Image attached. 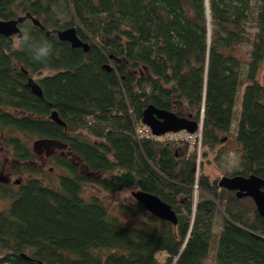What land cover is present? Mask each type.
<instances>
[{"label":"trees","instance_id":"obj_1","mask_svg":"<svg viewBox=\"0 0 264 264\" xmlns=\"http://www.w3.org/2000/svg\"><path fill=\"white\" fill-rule=\"evenodd\" d=\"M25 13L46 30L74 27L88 48L25 19L20 36L52 46L36 62L28 47L0 35L1 141L14 161L9 170L25 176L0 184V264H204L210 253L215 264H264L263 219L254 207L201 168L195 174L183 141L134 132L150 105L200 123L201 145L212 148L235 112L240 150L228 176L264 179V0H0V19ZM243 42L242 61L234 52ZM27 77L40 98L24 87ZM52 110L63 126L49 119ZM34 140L60 146L51 161L65 173L55 186L30 164ZM70 157L96 176L80 174ZM86 185L153 195L175 223L148 212L126 225L118 214L132 209L111 210Z\"/></svg>","mask_w":264,"mask_h":264},{"label":"rangeland","instance_id":"obj_2","mask_svg":"<svg viewBox=\"0 0 264 264\" xmlns=\"http://www.w3.org/2000/svg\"><path fill=\"white\" fill-rule=\"evenodd\" d=\"M16 35L13 36L15 38ZM249 46L243 42L239 45L236 49L234 54L238 56L242 61L246 59L247 52ZM244 68V64L241 65L240 71L242 72ZM240 72V74H241ZM46 73V72H43ZM240 79L242 76L240 75ZM233 106V109H235ZM236 125V114L231 119L230 129L229 132L220 134L219 137L222 139L217 142L212 148L209 147H202L200 142V154L197 156V160L195 161L194 172L195 174L198 173L200 168L202 169L203 175L207 178L208 181H217L223 176H228L229 173L235 168L236 161H237V154L238 149L240 150V146H237L234 137L232 136L233 128ZM1 133V131H0ZM0 134V161L2 163V168H10L14 161L11 159L10 156V148L6 146L1 141ZM33 144V145H32ZM30 146L33 159L30 164H32L33 168L38 171L37 176H39L42 180H44L48 185L55 186V179L58 174L65 173L64 170L57 167L52 161L51 157L54 155H59V145L55 141H48V140H34ZM187 151H191L187 148ZM196 157V154L194 152ZM70 160L74 163L77 171L80 174H85L90 177H95L96 174H92L89 172L85 166L77 160L75 157H70ZM50 168V169H49ZM49 169V170H48ZM48 171V172H47ZM0 176L7 177V179L12 182L15 179H19L18 176L8 175L7 170H4L0 173ZM25 176L22 175L21 179ZM135 189L133 187H125L121 190L114 191V192H107L99 187L93 185H86L85 191L90 194L97 195L111 210L115 211V206L118 203H124L125 205L129 206L132 211L125 213V214H118L120 221L126 225H139L143 222L147 215L149 214L147 210L136 208V200L132 196V191ZM197 189L195 184L192 185V198L195 201L197 197ZM226 193L224 192L223 195ZM241 204L244 208L252 209L253 203L248 197H243L241 200ZM6 202L0 199V209L4 208ZM219 209V208H217ZM219 216L214 217V224H212V234L214 235L218 232V223H219ZM214 245V241H212V246ZM211 249V251H213ZM204 264H215L213 260L212 253L208 254L205 258Z\"/></svg>","mask_w":264,"mask_h":264},{"label":"water","instance_id":"obj_3","mask_svg":"<svg viewBox=\"0 0 264 264\" xmlns=\"http://www.w3.org/2000/svg\"><path fill=\"white\" fill-rule=\"evenodd\" d=\"M25 19H28L31 24L38 26L40 29L45 30V34H55L59 41L67 42L70 47H80L83 51H86L88 48V44L82 42L78 38L74 27L46 30L38 20L29 13L19 15L12 19H0V35L4 37H9L14 34L20 36L19 25ZM105 67L106 69H109L108 66ZM24 87H26L34 96L41 97L40 87L33 78L27 77ZM49 119L55 124L64 125V123L57 117L54 110L49 112ZM140 121L150 129L153 135H162L166 132H176L180 130H185L191 133L197 126L196 121L189 119V117L178 116L170 111L155 109L150 105L142 111ZM217 184L225 190L234 191L235 196L238 198H250L256 213L263 219L264 229V179L255 175L223 176L217 180ZM131 194L136 202L142 205L145 210L151 214L167 220L172 224L175 223L174 211L168 205L161 202L157 197L141 190L132 191ZM21 256L24 258L27 257L23 254H21Z\"/></svg>","mask_w":264,"mask_h":264},{"label":"built area","instance_id":"obj_4","mask_svg":"<svg viewBox=\"0 0 264 264\" xmlns=\"http://www.w3.org/2000/svg\"><path fill=\"white\" fill-rule=\"evenodd\" d=\"M134 132L137 137L152 138V139L163 138V139H170L175 141H183L184 143L187 144V147L191 151L195 152L196 160L198 154H200V142H201L200 123L197 124L195 130L191 133L185 130H180L176 132H166L162 135H153L150 129L142 123L139 126L135 127Z\"/></svg>","mask_w":264,"mask_h":264},{"label":"clouds","instance_id":"obj_5","mask_svg":"<svg viewBox=\"0 0 264 264\" xmlns=\"http://www.w3.org/2000/svg\"><path fill=\"white\" fill-rule=\"evenodd\" d=\"M15 46L17 48L28 47L32 52V59L36 62L45 61L52 51V46L47 40L39 44H33L27 32L22 36L15 37Z\"/></svg>","mask_w":264,"mask_h":264},{"label":"flooded vegetation","instance_id":"obj_6","mask_svg":"<svg viewBox=\"0 0 264 264\" xmlns=\"http://www.w3.org/2000/svg\"><path fill=\"white\" fill-rule=\"evenodd\" d=\"M19 28L21 29V27H20V25H19ZM15 35V34H14ZM14 35H12V36H14ZM50 169V168H49ZM48 169V170H49ZM4 170H7V174L8 175H13V176H18L19 177V179H15V180H13L12 182H10L8 179H7V177H3V176H0V184H5V185H18V183L20 182V180H21V175H17V174H12V172L9 170V168H6V169H3L2 168V166H1V169H0V173H2ZM233 193H234V195H235V192L234 191H232Z\"/></svg>","mask_w":264,"mask_h":264}]
</instances>
